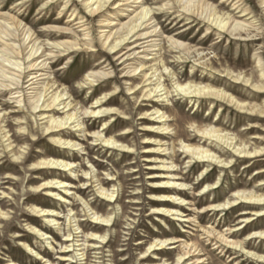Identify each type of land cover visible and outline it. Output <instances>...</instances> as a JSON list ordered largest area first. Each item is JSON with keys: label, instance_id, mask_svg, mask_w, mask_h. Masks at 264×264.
<instances>
[{"label": "rangeland", "instance_id": "1", "mask_svg": "<svg viewBox=\"0 0 264 264\" xmlns=\"http://www.w3.org/2000/svg\"><path fill=\"white\" fill-rule=\"evenodd\" d=\"M141 1L143 2V5L141 4L143 7L138 5L137 7L140 8L138 12L144 7L152 9L156 16V24L159 25L157 32L165 33L155 48L157 51L161 49L162 51L158 56H154L158 60L163 58L167 63L169 72L175 74V77L171 78L167 77L164 70L162 71L165 74L164 81L167 80L165 85L172 87L177 79L182 82L192 80L196 84L202 83L204 86H210L217 91L226 93L234 98L236 102L248 108V110L238 111L233 105L230 106L229 103L221 101L211 104L212 100L210 99H200L195 104V101L190 103L187 98L177 95L175 89L171 90L169 102H162L156 98L145 100L142 96L145 88L141 89L144 87L142 85L144 83L141 84L143 75L135 77V83L141 85L135 91V95H132L128 92V88L131 85H127L123 79V66H120V63L114 59L115 56L112 53L106 49L103 52L101 51L102 46L99 39L102 36V30L99 28L101 18H91L80 2L70 0L67 10H64L62 15H60L59 13L63 10L67 0H62L52 8H50V4L49 6L46 4L48 0H0V14H9L10 12L21 15L23 21L25 20L24 25H27L40 38L39 43L49 44V47H52L50 45L55 42L66 40L59 37L60 33L46 32L45 25L53 23L60 16L63 18L62 22L58 24L59 27H66V22L74 12L79 15V19L82 18V20L78 21H88L86 23H90L88 29L91 32L89 39L93 40L95 52H91L92 50L87 48L76 52L71 58H66L61 62H57L58 58L50 60L49 64L52 69L46 77L51 76L50 80L53 79L58 85L63 86L60 91L66 89L69 97L72 96L68 101H72L80 111L94 106L96 109L118 110V114L114 118L115 121L107 126L112 131V134H106V131L103 130L104 122H109L111 115L102 116L98 119L84 118L82 116L83 129L90 134L100 132L105 137L110 138L118 137L125 129H129L132 132L126 136L127 139L125 141L119 139L120 144L132 148L128 150L129 152L119 149H108L99 143L96 145L90 137L83 136L80 131H76L73 128H66L61 132L57 131L49 135L46 132L47 129H45L46 126L50 125L48 120H40V114L37 113L35 116H31L30 111L26 109L20 110L11 99V92H5L1 89L0 111H3L1 112L2 116H8L5 123H2V127L5 128L8 137L12 139L10 141L15 142L13 144L15 150L14 153H11L12 148L7 149L5 147L9 142L0 139V211L5 214L3 216L0 214V264H7L12 261L17 264H43L46 261V264H99L96 259L99 257L97 250H90L89 260L79 261L80 258L76 255L77 252L73 251L76 249H72L71 253H63L62 249L63 240L66 239L65 235L68 231H72L76 236L81 235L77 234L80 231L76 233L73 231L75 229L73 227L79 224L80 220L84 225L90 224L88 217H85L87 212H89L87 205L89 207H102L104 214L112 215L114 224L112 223L110 227L103 229L100 234L107 237V240L102 245L103 248L99 249L105 256V264H151L142 260V253L148 250L150 244L138 245L139 241L143 240L150 243L155 237L162 236V233L167 232L170 234L173 231L177 232V236H182L185 239L196 235L194 227L184 226L179 221H173V217L160 220L158 216L153 214L152 209V199L155 198L154 195L156 194L153 188L157 186L164 188L158 184L167 180L165 177H160L164 173L176 175L174 179L177 182H180L181 179L183 181L184 177L189 176L190 180L186 183L188 188L186 193L196 196L197 200L202 198L201 192H203L202 187L204 184H197L200 182L199 179H204L208 172H204L205 168L203 166L197 171H190L188 160H185V157L181 155L182 149L178 145L181 144L180 140L194 141L191 143L192 145L197 144L198 141H205L201 139L195 129L200 124L203 126L214 124L218 129L224 130L225 134L236 138L235 141H251V144L255 143V146L260 150L264 149V142H261L264 141L263 0H204L209 5L217 8V11L220 12L219 14L225 15V17H227L226 14H230L238 21L253 22L258 31L255 36L253 35L254 37L247 41L240 40L238 37L226 33L219 35V31L215 27L207 31L210 23L204 18L188 20L189 17L180 8L182 5H174L175 9L170 10L167 7H162L167 3L164 0ZM115 2L111 3L112 6L109 9L104 10V16H110L112 20L119 18L116 22L121 24L129 20L128 17L127 19H125L126 17L122 19V16L130 14L131 18L135 16V13L124 14L121 12L119 14V11L115 12L113 10ZM237 7L240 8L233 9ZM68 8L70 10L66 14ZM114 12L119 14V17H113L112 13ZM43 16L47 17L45 22L39 20ZM49 19L51 21H48ZM194 20V24L184 27L186 23ZM78 33L80 34V32ZM50 35H55V37L51 38L49 37ZM171 37L187 47L203 52V56H207L206 62L211 63L213 60L218 64L210 65L211 67L207 66L204 69L194 62L197 59L194 58V55L190 57L188 62H185L184 55L179 50H173L168 42ZM80 39L84 40V37ZM132 40L134 41L135 39ZM132 40L131 42H133ZM54 51L56 52L55 49ZM142 58L143 54H139L130 63L137 66L142 63ZM106 60L107 63L103 66H96V64ZM159 63L157 62L158 66ZM148 66H152V64H148ZM97 70L114 72L113 76H115V79L110 82L103 80V82L97 83L94 88H89V85L83 82L89 73ZM147 70L152 72L149 68ZM222 71L229 72V76L217 75L216 72ZM238 75H241L242 80H236ZM115 89H117L118 94L110 97L113 101H110L108 97V102L98 106L95 105L98 99L106 95L109 96L110 92ZM156 109H160L167 116H171V121L168 122L170 134L162 135L163 133L158 131L151 133L144 131H150V126L154 124L150 121L152 117L147 116L145 118L146 113L149 112L151 114ZM64 111L60 110L59 113H54V115L62 117L61 113ZM252 114L256 117H251ZM124 118H127V120H123ZM177 118L182 119L184 122L180 123ZM119 122L124 124L120 125ZM24 128L26 130H22ZM52 137L81 143L82 146L80 148L82 150L79 151L77 148L66 149L52 145ZM145 137L151 138L153 142L162 140V150L159 153L144 154L143 152L146 150L143 148L153 147V149H158L161 146L157 143L142 145ZM207 143L210 144L211 142ZM173 147L179 154V161L176 159L171 160L174 151ZM166 148H171V150L164 152L163 150ZM49 152L67 154L73 157L72 161L76 162L74 170H77V174L75 177L72 176L70 171H60L62 169H57L56 171L57 174L61 173L65 177L75 179V181H70L64 177L62 179L68 183H73V187L72 185L69 186L72 188L71 195L66 203L58 202L56 197H46L45 191H38L37 189L46 180L41 174H44V176L48 174V169L37 171L34 167L44 158L42 153L45 155ZM145 156L150 157L153 163L146 162ZM25 157L29 159L25 160ZM231 159H227L228 162H231ZM233 160L236 161V158ZM239 160L237 168L227 169L226 172H221L222 169L219 168L217 171L212 172L211 176H214L216 180L222 178V182L219 190L206 193L208 200L222 197L220 202H225L228 196L236 189L233 187L238 183H251L247 187L248 190H252L254 187L264 183V177L256 176V170L264 169V162L252 168L250 172H244V163L242 159ZM172 162L177 167L166 171L164 166L168 167ZM211 169L213 170L214 168L211 167L209 170ZM85 172L91 174L87 177L88 180L96 176L95 179H92V182H94V184L91 183L92 188L87 189L88 187L84 185L85 180L81 176L85 177ZM201 174L203 175L201 176ZM150 176L156 177L149 178ZM99 181L102 182L106 189L114 190L116 198L119 196V201L113 206H109L97 193ZM191 188L195 190H189ZM34 206L57 210L61 213V220L59 221L61 231L57 229L58 225L57 227L52 226L43 217L32 214V207ZM262 208L264 209V207ZM184 209L186 211L188 207H184ZM70 210H73L71 214ZM242 210L243 207L239 206L234 208V210H227L224 212V216L221 215L216 218V216L220 215L218 213L212 219L206 218L203 224L207 226L214 225V222H217L215 225L220 226L221 228L219 229L221 231L227 230L225 220L235 218ZM74 214H76L77 218L70 226L67 222L68 216L71 215L72 217ZM185 214L188 215V213ZM259 224H264V217L255 218L253 223H250L247 227L243 225L242 231L239 233L241 240L246 241L248 235L256 230L264 231V227L257 228ZM35 226L39 230L42 229L40 226H45L47 229L44 227L43 229L49 233L50 239L44 241L39 235L33 234L30 231V227ZM26 241L28 245H32L31 249H39L42 253L40 260L36 259L35 253L27 251L23 247V242ZM250 242L251 246L247 247V250L259 257H264V240L254 239ZM213 247L214 245L212 244L206 247V254H208L209 260L205 264H264L247 259L245 255H239L237 259H233L234 250L226 254V252L220 253L221 251L219 252ZM177 251L178 249H169L167 247L162 251L156 252L161 255H159V259H156L157 262L155 263L176 264L178 259ZM151 252L146 254L147 258L153 257L154 254ZM63 255L73 256L74 258L67 262L62 261L61 257ZM111 260H114V262H111Z\"/></svg>", "mask_w": 264, "mask_h": 264}, {"label": "bare ground", "instance_id": "2", "mask_svg": "<svg viewBox=\"0 0 264 264\" xmlns=\"http://www.w3.org/2000/svg\"><path fill=\"white\" fill-rule=\"evenodd\" d=\"M61 1L62 0H48V3L46 4L48 6L50 4V8H52ZM76 1L83 5L87 14H89L91 18H101L99 21V28L102 30V36L99 38L102 46L101 51L103 52L105 51L104 49H106L108 52L112 53L115 56L114 59L120 63V66H123V79L127 85H131V87L128 88V92H130V94L135 95L137 88L144 83L142 84L144 87L141 89L145 88L142 95L145 100L156 98L162 102H169L170 95L172 93L171 90L175 89L177 95L182 96V98H187L190 100V103L195 101V104L200 99H210L212 100L211 104L216 101H221L229 103L230 106L233 105L236 109H238V111L248 110V108L236 102L234 98L228 96L226 93L217 91L210 86H204L202 83L196 84L192 80L182 82L177 79L174 86L167 87L165 85V82L167 81H164L165 74H167V77L171 78H174L175 74H171V72H169L167 63L163 58L158 60L154 57L158 56L162 51V49L157 51L155 48L165 33L157 32L159 25L156 24V16L152 9L144 7L140 12H138L140 8L137 6L141 4L143 5L141 0ZM113 1H116L113 5V10L115 12L119 11V14L121 12L124 14L130 12L135 13V16L132 18L131 14L122 16V19L124 17H126L125 19H127V17L129 18L128 22L124 24L116 22L119 18L112 20L110 16H104V10L109 9V7L112 6L111 3ZM164 1L167 3L162 7H167V9L170 10L175 9L174 5H182L180 8H182L183 13L189 17L188 20H198V18H204V20H207L210 23V27H208L207 31H210L212 27H215L218 29L219 35L226 33L231 36H236L240 40L247 41L251 37H254L258 31L253 22L249 23L243 20L238 21L230 14H226L227 17H225V15L219 14L220 12L217 11V8L209 5L207 1L204 0ZM69 2L70 0H67V3L63 6V10L59 13L60 15H62L64 10H67ZM70 8H68L66 14L69 13ZM239 8L240 7L233 9ZM115 12L112 13L113 17H119V14ZM241 12L243 13V11ZM78 17L79 15H77L76 12L71 14L69 17L70 19L66 22V27H59L58 24L62 22L63 18L60 16L57 17L53 23L45 25L46 32L60 33L59 37L65 38L66 40L62 42H55L53 45H50L52 47H49V44L45 45V43H39L40 38L36 36L35 33L27 27V25H24L25 20L23 21L21 15L12 14L10 12L9 14H0V91L1 89L5 92L10 91V94L12 95L11 99L15 104H17V108L20 110L26 109L30 111L31 116H35L37 113L40 114V120H48V124L50 125L48 127L46 126L45 129H47L46 132L49 133V135H52V133H56L57 131L61 132L66 128H73L76 129V131H80L83 136L90 137L96 145L99 143L103 144L104 147H107L108 149H119L121 151L129 152L128 150H131L132 148L120 144L119 142V139L125 141L127 139L126 136L132 133L129 129H125L122 134L118 135V137L115 136L110 138L105 137L104 134L100 132L90 134L88 131L83 129L84 122H82V116L84 118L98 119L102 116L111 115L110 120H108L109 122H104L103 130L106 131V134H112V131L110 128H107V126L110 125L111 122L115 121L114 118L116 117L115 115L118 114V110L107 108L96 109L94 106L90 109L84 108L80 111L72 101H68L72 96L69 97L67 90L64 89L63 91H60L63 86L58 85V83L53 79L50 80L51 76L46 77L50 74L49 72L52 69L49 64L50 60L58 58L57 62H61L66 58H71L76 52L83 51L87 48L91 49V52H95L93 49V40L89 39L91 32H89L88 25H90V23H86L88 21H78L82 20V18L79 19ZM39 20L41 22H45L47 17L43 16ZM48 21H51V19ZM194 23L195 20L186 23L184 27ZM78 32H80V34ZM49 37L52 38L55 37V35H50ZM81 37H84V40L80 39ZM132 39L135 40L133 41ZM131 40L133 42H131ZM168 42L171 44L173 50H179V52L184 55L185 62H188L190 57L194 55V58H197L194 62L198 63L199 66L204 69L207 68V66L218 64L213 60L211 63L206 62L205 60L207 56H203V52L187 47L172 37L168 40ZM139 54H143L142 63L137 66L132 65L130 62L134 61ZM107 60L96 64V66H103L107 63ZM157 62H160L159 66ZM148 64H152V66H148ZM148 68L152 72L147 70ZM163 70L165 74L162 73ZM216 73L217 75L222 74L223 77L229 76L230 74L227 71ZM113 74L114 72L105 70L92 71L87 75L83 83L86 85L88 84L89 88H94L97 83H101L103 80L110 82L115 79ZM137 75H143V81L141 84L135 83V77ZM154 78L156 79L154 80ZM25 79L27 80L25 81ZM236 80H242L241 75H238ZM116 94H118L117 89L110 92L109 96L106 95L98 99L95 105L98 106L102 103L108 102V97L110 99V97H113ZM110 101L113 100L110 99ZM60 110H65L61 113L62 117H56L54 113H59ZM252 111L254 110L252 109ZM1 112L3 111H0V139L8 141L9 143L5 147L7 149L12 148L11 153H14L15 149L13 144L15 142L10 141L12 139L8 137V133L5 131V128L2 127V123H5L8 116H2ZM145 116V118H147V116L152 117V120L150 121L154 124L150 126V131H144L148 133L158 131L162 132V135L170 134L168 122L171 121V116H167V114L161 112L160 109L154 110L151 114L147 112ZM251 117L256 116L252 114ZM177 119L180 123L184 122L180 118ZM123 120L126 121L127 118H124ZM125 121L124 123L126 124ZM124 123L119 122L120 125ZM22 130H26V128ZM195 131L201 136V139L205 141H198L197 144L192 145L191 143L194 141H185L183 139L184 141L180 140L181 144L178 145L182 149L181 155H183L185 160H188L190 164L191 172L197 171L202 166L205 168L204 172H208L204 179H199L200 182L197 184H204L202 187L203 192H201L202 198L197 200L196 196H191L186 193V189H188L186 183L190 180L189 176L184 177L183 181L181 179L180 182H177V180L174 179L176 175L164 173V175L160 177H165L167 180L158 183L164 188H161V186H159L160 188L158 186L153 188L156 193L154 196L157 200L155 198L152 199V209L153 214L158 216L160 220L173 217V221H179L184 226L194 227L196 235L185 239L182 236H177V232L173 231V233L170 234L167 232L162 233V236L155 237V239H153L150 243L141 240L138 245L143 246L150 244L148 250L145 253H142V260L148 261L151 264H160L155 263L157 262L156 259H159V255H161L156 252L169 247V249H178V259L176 264H205V262L209 260L208 254H206V247L212 244L214 245V249L219 250V252L221 251L220 253L226 252V254H228L230 251L234 250L233 259H237L239 255H245L247 259L257 263H264V257H259L247 250V247L251 246L250 241L254 239L264 240V231L256 230L248 235V239L246 241L241 240L239 237V233L242 231L243 225L247 227L250 223H253L255 218L264 217V209L262 208L264 207V183L258 187H254L252 190L247 189L251 183H238L233 187L236 189L230 196H228V199L225 202H220L222 197H215L212 200H208L206 198L207 192L216 191L217 189L219 190L221 187L222 178L217 180L214 179V176H211L212 172L217 171L219 168L222 169L221 172H226L227 169L237 168V162L240 161L239 159H242L244 163V172H250L252 168L264 162V149L260 150L257 146H255V143L251 144V141H235L236 138L229 134H225L224 130L218 129L214 124H210L208 126L200 124L197 126ZM207 142L211 143L208 144ZM261 142L263 143L264 141ZM155 143L161 145L162 140H156L153 142L151 138L145 137L142 145ZM51 144L66 149L77 148L79 151L82 150L80 148L82 146L81 143H76L69 139L63 140L61 138L52 137ZM162 148L163 145H161L158 149H153V147L143 148L146 150L143 153L146 155L159 153ZM172 149L174 151L171 160H178L179 154H177L174 147ZM169 150H171V148H166L163 151L168 152ZM42 154L44 158L36 164L34 169L37 171L48 169V174L45 176L44 174H41V176L46 180L38 186L37 189L38 191H45L46 197H56L58 202L66 203L71 195L70 192L72 188L69 186L73 183H68L62 179L63 177L69 179L70 181H75V179L65 177L61 173L57 174L56 171L57 169H62L60 171L64 172L70 171L72 176L75 177L77 174V170H74L76 162L72 161L73 157L63 153L49 152L45 155L44 153ZM229 158H232L231 162H228L227 159ZM235 158L236 161L233 160ZM24 159L27 160L29 158L25 157ZM145 161L153 163V160H151L150 157H146ZM173 163L174 162H172L168 167L164 166V169L169 171L170 169L176 168L177 166ZM211 167L214 169L209 170ZM89 175H91L89 172H85V177L81 176V178L85 180L84 185L88 187L87 189L92 188V184H94L92 179L96 178V176H93V178L88 180L87 177ZM202 175L203 174H201V176ZM256 176L264 177V169L256 170ZM155 177L156 176H150L149 178ZM99 182L100 184L97 185V187H99L97 189L99 196H101V198L106 201L109 206L116 204L119 201V196L116 198V192L114 190L111 191L106 189L102 182ZM113 187L115 188V186ZM189 190L195 189L191 188ZM37 206L32 207V214L43 217L47 223L52 226L57 227L58 225L57 229L61 231L59 226L61 213L57 210L40 208ZM239 206H242L243 210L239 212L235 218L225 220L227 230L221 231V229H219L221 227L215 225L217 222H214V225L206 226L203 224L206 218L212 219L215 215L220 213V215L216 216V218H219L227 210H234V208ZM87 207L89 212H87L85 217H88L90 224L84 225L80 220L78 222L79 224H76L73 227L75 228L73 231L75 233L80 231L77 232V234L81 235L76 236L72 231L67 232L65 235L66 239L63 240L64 245H62L63 253H71L72 249H76L73 251L77 252L76 255L80 258L79 261H85L89 260L90 250H97V255H99V257L96 259L98 263L105 264V256L99 249L103 248L102 245L107 240V237L106 235L100 234L103 229H107L112 225V215L108 213L104 214L102 207H89L88 205ZM184 207H188V210L185 211ZM72 212L73 210H70V214ZM185 213H188V215ZM0 214L1 216L5 215L1 211ZM75 215L76 214L72 217L71 215L68 216L67 222L70 226L77 218ZM235 222H237V224L234 225ZM40 227L42 228L40 230L37 229V226L30 227V231L33 234L39 235L44 241L49 240V233L45 232L43 229V227H46ZM260 227H264V224L257 225V228ZM31 246V244L28 245L27 241L23 242V247L26 248L27 251L35 253L37 257L36 259L40 260L42 253L39 249H31ZM68 249L69 251L66 252ZM149 252L154 254L152 258L149 257L150 259L146 257V254ZM61 258L62 261L67 262L74 257L63 255ZM111 262H114V260H111ZM46 263L47 261L43 264ZM7 264L17 263L12 261Z\"/></svg>", "mask_w": 264, "mask_h": 264}]
</instances>
